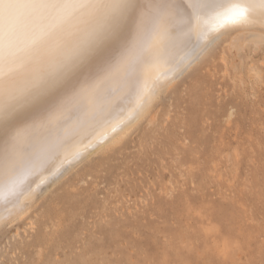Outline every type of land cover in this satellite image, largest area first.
I'll use <instances>...</instances> for the list:
<instances>
[{"label": "rangeland", "instance_id": "1", "mask_svg": "<svg viewBox=\"0 0 264 264\" xmlns=\"http://www.w3.org/2000/svg\"><path fill=\"white\" fill-rule=\"evenodd\" d=\"M240 27L4 221L0 264H264V41Z\"/></svg>", "mask_w": 264, "mask_h": 264}, {"label": "snow or ice", "instance_id": "2", "mask_svg": "<svg viewBox=\"0 0 264 264\" xmlns=\"http://www.w3.org/2000/svg\"><path fill=\"white\" fill-rule=\"evenodd\" d=\"M216 0H0V176L22 182L54 151V130L93 112L113 79L134 93L151 52L192 36ZM249 22L247 0L221 14Z\"/></svg>", "mask_w": 264, "mask_h": 264}, {"label": "bare ground", "instance_id": "3", "mask_svg": "<svg viewBox=\"0 0 264 264\" xmlns=\"http://www.w3.org/2000/svg\"><path fill=\"white\" fill-rule=\"evenodd\" d=\"M236 2L237 0H216V3L224 6L208 10L201 18V23L197 25L192 36L193 42H198L200 46L194 58L191 44L186 42V37L183 35H178L160 44L151 52L152 62L142 67L141 85L136 92H130L120 80L113 79L109 85L113 94L110 97L102 96L97 101L93 112H90L86 118L74 120L54 130L52 138L54 151L44 167L38 168L22 182L16 184L9 183L3 176H0V225L2 226L8 218L14 221L16 217H23L26 214L24 212L30 208L29 204L35 201L37 193L44 191L45 185L51 183L53 178L55 180L59 173L60 176L65 175L66 169L70 170V165L77 160L80 162V159L85 156L88 158L94 149L107 148L110 144L113 146L112 143H116L132 129L150 111L161 89L169 83L172 84V81L175 82L181 73H184L186 67H192L194 62L199 60L198 56L206 51L214 36L219 32L223 34L232 26L222 23L221 14ZM247 2L251 9L250 20L246 24L238 25V28L239 26L242 29L251 26L264 27V0H247ZM253 28L236 32L234 38L253 39L257 44L263 42L264 33ZM232 29L228 30L232 31ZM75 165L77 166L76 163ZM63 170H65L64 174L61 173Z\"/></svg>", "mask_w": 264, "mask_h": 264}]
</instances>
